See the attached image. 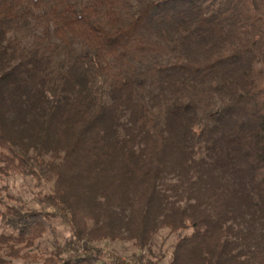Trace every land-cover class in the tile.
<instances>
[{
	"label": "trees",
	"instance_id": "trees-1",
	"mask_svg": "<svg viewBox=\"0 0 264 264\" xmlns=\"http://www.w3.org/2000/svg\"><path fill=\"white\" fill-rule=\"evenodd\" d=\"M37 169L53 211L5 204L0 264H98L70 189L109 172L89 203L138 249L191 228L169 264H264V0H0V176ZM57 209L76 246L26 251Z\"/></svg>",
	"mask_w": 264,
	"mask_h": 264
},
{
	"label": "rangeland",
	"instance_id": "rangeland-1",
	"mask_svg": "<svg viewBox=\"0 0 264 264\" xmlns=\"http://www.w3.org/2000/svg\"><path fill=\"white\" fill-rule=\"evenodd\" d=\"M34 154L32 150H27L28 157H31ZM112 168H117L119 170V164L114 161ZM38 177L32 176L31 174H11L6 177L0 176V187H4V191L0 194V211L3 210L5 204L14 205L17 207H26L34 210H45L53 211V208L37 202V194L47 193L53 189L54 178H46L41 171L37 169ZM109 179L106 177L102 184L97 181H90L86 178L82 180H75L78 182L77 187L70 189L72 194H78L83 198H86L85 205L91 210V216L94 218L89 220V228L95 232L97 239L90 241L89 246L96 248L101 252V261L97 262L98 264H109V263H121V264H169L172 251L177 239L182 236L189 234L191 228L182 229L179 231L170 232L168 228H159L156 232L153 233L151 241L145 245L142 249H138V246L134 244V239L128 240L123 238V236L128 235L129 229L123 223L125 222L121 217L111 215L110 217H104L96 210H92L91 204L89 201L94 196L95 199H101V196H98L99 187H110L109 185L115 184L111 180L114 178L116 172L108 173ZM120 176L123 181H126V177ZM171 183L177 182L176 178H171ZM128 180L125 182L127 183ZM170 183V182H169ZM125 189H129L128 186H124ZM112 188V187H111ZM161 189H167V192H170V189L165 185L160 187ZM122 190L121 186H114L112 192ZM111 193V192H110ZM96 194V195H95ZM59 216L54 217L50 223L48 230L39 238L36 245L32 248H29V253H34L36 255H48L49 251L58 248L64 250L65 253L69 252L76 245L70 241V224L62 218V215L66 212L62 209H57ZM123 221V222H122ZM3 229V225L0 221V232ZM106 235L118 234L122 238L109 239L105 238ZM102 234V235H100ZM5 250V249H4ZM21 252H25V249H22ZM4 259L9 260V256L3 254ZM10 264H26L24 258L16 257L10 261Z\"/></svg>",
	"mask_w": 264,
	"mask_h": 264
}]
</instances>
